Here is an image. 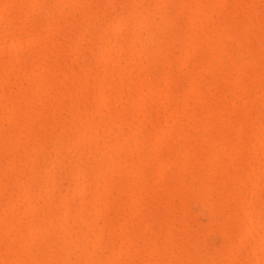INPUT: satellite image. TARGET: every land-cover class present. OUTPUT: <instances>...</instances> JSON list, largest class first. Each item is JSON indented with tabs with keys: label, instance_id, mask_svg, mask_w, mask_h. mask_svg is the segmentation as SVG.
Here are the masks:
<instances>
[{
	"label": "bare ground",
	"instance_id": "6f19581e",
	"mask_svg": "<svg viewBox=\"0 0 264 264\" xmlns=\"http://www.w3.org/2000/svg\"><path fill=\"white\" fill-rule=\"evenodd\" d=\"M0 264H264V0H0Z\"/></svg>",
	"mask_w": 264,
	"mask_h": 264
}]
</instances>
